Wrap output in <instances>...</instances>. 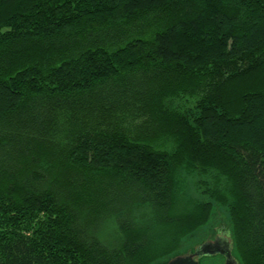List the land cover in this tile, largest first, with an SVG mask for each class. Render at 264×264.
Wrapping results in <instances>:
<instances>
[{
    "label": "trees",
    "instance_id": "obj_1",
    "mask_svg": "<svg viewBox=\"0 0 264 264\" xmlns=\"http://www.w3.org/2000/svg\"><path fill=\"white\" fill-rule=\"evenodd\" d=\"M224 229L264 264V0H0V264H166Z\"/></svg>",
    "mask_w": 264,
    "mask_h": 264
},
{
    "label": "water",
    "instance_id": "obj_2",
    "mask_svg": "<svg viewBox=\"0 0 264 264\" xmlns=\"http://www.w3.org/2000/svg\"><path fill=\"white\" fill-rule=\"evenodd\" d=\"M223 241H225V240L223 239ZM208 242L214 244L213 240H208ZM210 243L205 242V243L201 244V246L198 248L196 254H194V255H189L190 253H188V254H185L182 256H178L166 264H200V262L197 260V257L200 258L202 256H206L207 255L206 253H211L213 255L216 253V251H212L211 248L210 249L207 248V245H209ZM226 243L229 246L228 250L230 251L231 256L233 258L231 241L226 242ZM233 260H234L235 264H238L234 258H233Z\"/></svg>",
    "mask_w": 264,
    "mask_h": 264
},
{
    "label": "flooded vegetation",
    "instance_id": "obj_3",
    "mask_svg": "<svg viewBox=\"0 0 264 264\" xmlns=\"http://www.w3.org/2000/svg\"><path fill=\"white\" fill-rule=\"evenodd\" d=\"M214 244L206 241L207 243H210L209 245H207V248L210 249L212 251H216V253L214 255H217L219 258V264H235L230 251L228 250L229 246L226 243L227 240L223 241V238H221L219 235L216 236L215 238L212 239ZM201 246V245H200ZM196 247L195 250L193 252H191L189 255H194L196 254L198 248L200 247ZM205 257V256H202Z\"/></svg>",
    "mask_w": 264,
    "mask_h": 264
},
{
    "label": "rangeland",
    "instance_id": "obj_4",
    "mask_svg": "<svg viewBox=\"0 0 264 264\" xmlns=\"http://www.w3.org/2000/svg\"><path fill=\"white\" fill-rule=\"evenodd\" d=\"M221 222H223V228H225V225H226V219L225 217L222 215L221 217ZM218 235L227 240V242L231 241V237H230V234H229V231H225L224 229V232H222V230L219 231ZM209 240H212V239H209ZM229 240V241H228ZM207 255L205 257H197V260L200 262V264H214V263H217L219 261V258L217 255H213L211 253H206ZM232 255H233V258L236 260L237 263H239L238 259L236 258L235 254L233 253L232 251Z\"/></svg>",
    "mask_w": 264,
    "mask_h": 264
}]
</instances>
